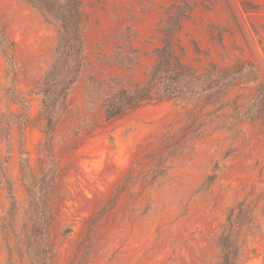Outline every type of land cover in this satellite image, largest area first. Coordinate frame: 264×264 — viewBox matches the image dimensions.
Returning <instances> with one entry per match:
<instances>
[{
	"label": "rangeland",
	"instance_id": "1",
	"mask_svg": "<svg viewBox=\"0 0 264 264\" xmlns=\"http://www.w3.org/2000/svg\"><path fill=\"white\" fill-rule=\"evenodd\" d=\"M184 6L195 8L179 34L186 64L202 70L247 61L264 82V0H86L84 69L48 143L44 122L23 129L25 110L6 91L17 88L37 119L34 94L53 63L57 34L23 0H0V53L14 62L0 55V264H33V252H49L47 264H222L219 236L243 199L254 223L241 234L239 264H264V121L231 134L216 127L232 108L173 102L111 123L103 115L107 95L147 80L163 17ZM257 89L234 88L223 102L242 109ZM23 150L33 179L21 171Z\"/></svg>",
	"mask_w": 264,
	"mask_h": 264
},
{
	"label": "trees",
	"instance_id": "2",
	"mask_svg": "<svg viewBox=\"0 0 264 264\" xmlns=\"http://www.w3.org/2000/svg\"><path fill=\"white\" fill-rule=\"evenodd\" d=\"M23 1L37 10L44 21L54 28L57 34V46L53 63L34 94L41 100L36 120L32 119L29 114L30 100L19 95L17 88L8 89L6 95L25 110L27 122L23 125V129L30 125H37L36 121L44 122L42 131L46 135L47 142L51 143L62 116L68 110L71 90L82 76L86 59L85 29L89 15L85 9L86 0ZM194 11L193 6H184L180 7L178 12H167L166 17H163L167 24L158 29L161 33L162 44L154 51L155 62L147 80L131 87H120L104 98L103 115L106 122L117 121L146 105L170 102L185 107L194 105L196 108L199 104H219L216 112L232 108L234 112L230 118L216 127L217 131L227 130L231 134L239 132L240 126L246 122L264 121V82L260 70L253 63L239 61L234 66L210 63L202 70L185 63L186 47L179 34L183 31L184 21L189 19ZM0 55L9 60L11 66H14L11 57L4 50ZM131 69H134L133 66ZM253 84L258 85L257 92L242 109L241 106L232 102H223L226 95L234 88ZM10 113L13 114V112ZM222 116L224 114L221 113L217 119ZM9 125L5 129L6 135H8ZM200 127L201 135L206 136V124ZM26 155L23 150L21 171L25 178L33 179L32 169ZM5 172L6 167L2 165L0 181L5 178ZM215 179L216 174L209 176L206 186L212 185ZM7 190L11 202L8 214L10 220L13 221L17 201L10 181L7 182ZM246 201L243 199L231 207L220 233L218 247L222 254V264H239L241 260L244 246L241 234L245 228H249L254 223V209L249 204L247 205ZM42 222L44 224L40 229L46 235L49 225L44 220ZM45 240L47 246L48 238ZM49 255V252H33L30 259L33 264H47L50 259ZM84 264H88V260H85Z\"/></svg>",
	"mask_w": 264,
	"mask_h": 264
}]
</instances>
